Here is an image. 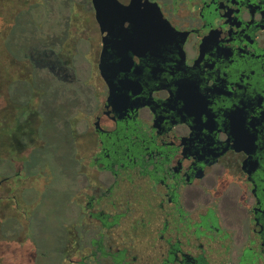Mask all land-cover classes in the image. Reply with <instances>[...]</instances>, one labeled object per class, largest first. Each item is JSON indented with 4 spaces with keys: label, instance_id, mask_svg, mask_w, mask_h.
<instances>
[{
    "label": "flooded vegetation",
    "instance_id": "flooded-vegetation-1",
    "mask_svg": "<svg viewBox=\"0 0 264 264\" xmlns=\"http://www.w3.org/2000/svg\"><path fill=\"white\" fill-rule=\"evenodd\" d=\"M65 7L62 37L37 35L26 54L61 94L68 137L83 143L71 153L79 211L66 263L264 264V0ZM78 44L84 78L71 65ZM26 106L5 129L14 147ZM27 179L0 181L23 223ZM146 233L154 244L139 260ZM9 243L4 264H26V246Z\"/></svg>",
    "mask_w": 264,
    "mask_h": 264
},
{
    "label": "rangeland",
    "instance_id": "rangeland-1",
    "mask_svg": "<svg viewBox=\"0 0 264 264\" xmlns=\"http://www.w3.org/2000/svg\"><path fill=\"white\" fill-rule=\"evenodd\" d=\"M65 6H68V0H0V125L4 130L13 129L15 121L9 118L17 116L22 104H28L26 118L19 121L18 134L26 136L21 144L14 147L16 142H9L6 133H0V181L17 171L22 178L25 175L35 178L22 182V187L28 188L19 198L25 223L21 217L19 219V213L6 207L9 205L6 200L8 192L5 184L0 183V242H10V246L19 243L26 246L29 259L26 264H31L29 257L32 248L35 255L32 264H67L66 259L71 250L68 244L72 236L68 228L71 221L77 220L79 211L73 202L79 186L75 176L77 165L72 161L71 153L82 149L83 143L73 144L68 137L61 94H53L54 82L46 78L44 71L35 68L28 57L16 60L11 56L24 55L22 47H34L37 35L53 36L56 39L62 37L61 20L68 10ZM20 34L32 38L31 41L27 37L19 39L21 48L15 49L13 43L21 37ZM50 48L57 52L58 45L54 44ZM75 48L71 49V65L76 76L84 78L81 58L84 45L78 44ZM52 118L58 121L54 126L51 124ZM80 126L76 124L74 128L79 129ZM16 148L34 151L20 159L21 156L15 154ZM10 157L12 162L9 161ZM21 165L22 170L19 169ZM9 216L16 219V224L8 220ZM22 227L24 229L20 233ZM153 244L152 236L143 234L136 245L139 260L143 258L145 249ZM13 262L7 261L5 264ZM0 264H4L2 259Z\"/></svg>",
    "mask_w": 264,
    "mask_h": 264
},
{
    "label": "trees",
    "instance_id": "trees-1",
    "mask_svg": "<svg viewBox=\"0 0 264 264\" xmlns=\"http://www.w3.org/2000/svg\"><path fill=\"white\" fill-rule=\"evenodd\" d=\"M13 19H15V18H13ZM22 33V32H21ZM6 36H7V34H6ZM6 36H4L5 38H6ZM20 38H18L14 43H13V46H14V48L15 49H19V48H21V46H20V44H19V42H18V40L19 39H23L24 40V37H23V34H20ZM4 37L3 38H1V41L2 40H4ZM32 37L30 36V38L29 39H31ZM2 47V46H1ZM4 49V48H3ZM6 49V48H5ZM7 51V50H6ZM8 52V51H7ZM21 52H24V55H19V56H17V55H15V56H11L12 58H14V59H16V60H21V59H25V58H27V54H26V48H23L22 47V49H21ZM10 55V54H9ZM0 133H5V130H4V127L3 126H1L0 125Z\"/></svg>",
    "mask_w": 264,
    "mask_h": 264
},
{
    "label": "water",
    "instance_id": "water-1",
    "mask_svg": "<svg viewBox=\"0 0 264 264\" xmlns=\"http://www.w3.org/2000/svg\"><path fill=\"white\" fill-rule=\"evenodd\" d=\"M95 124H96V122H95Z\"/></svg>",
    "mask_w": 264,
    "mask_h": 264
}]
</instances>
